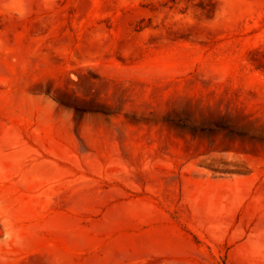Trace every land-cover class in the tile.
Here are the masks:
<instances>
[{"label": "rangeland", "instance_id": "374dc122", "mask_svg": "<svg viewBox=\"0 0 264 264\" xmlns=\"http://www.w3.org/2000/svg\"><path fill=\"white\" fill-rule=\"evenodd\" d=\"M0 264H264V0H0Z\"/></svg>", "mask_w": 264, "mask_h": 264}]
</instances>
